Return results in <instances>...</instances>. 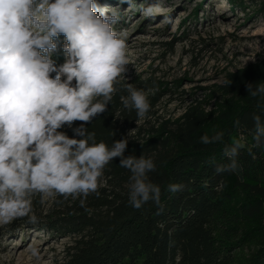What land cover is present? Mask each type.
Wrapping results in <instances>:
<instances>
[{"label": "trees", "instance_id": "obj_1", "mask_svg": "<svg viewBox=\"0 0 264 264\" xmlns=\"http://www.w3.org/2000/svg\"><path fill=\"white\" fill-rule=\"evenodd\" d=\"M225 1L246 9L244 0ZM253 1V14L264 22V0ZM53 58L62 63L64 54ZM128 83L148 96L144 119L123 108L120 97L127 95L123 86ZM258 83H264V56L224 70L220 82L199 88L200 98L189 96L178 116L164 118L158 115L160 105L184 94L179 84L169 87L136 76L121 80L107 111L85 127L109 147L127 139L125 157L143 154L154 161L156 170L148 179L161 188L160 206L152 201L139 210L129 205L131 173L114 158L100 179L99 196L89 195L83 207L80 198L56 197L42 214L32 203L36 226L69 240L54 264H264V147H253L252 139V117L258 114L264 121V100L247 91L248 84ZM61 131L74 135L67 126ZM217 131L224 132L222 141L200 143L202 135ZM235 139L245 144L237 157L240 169L217 174L215 167L229 162L224 150ZM172 183L185 187L171 193Z\"/></svg>", "mask_w": 264, "mask_h": 264}, {"label": "clouds", "instance_id": "obj_2", "mask_svg": "<svg viewBox=\"0 0 264 264\" xmlns=\"http://www.w3.org/2000/svg\"><path fill=\"white\" fill-rule=\"evenodd\" d=\"M125 4L136 6L133 0H118L115 7L99 0H0V226L24 217L38 222L32 208L37 195L41 200L80 198L83 207L89 195L99 196L100 179L114 158L131 173L129 205L137 210L149 201L160 206L161 188L148 179L156 170L154 161L143 154L125 157L127 139L109 147L85 127L107 111L125 78L127 46L114 30L122 18L117 8ZM143 11L152 15L153 10ZM58 51L64 54L62 63L53 58ZM123 87V108L144 119L150 111L146 92L131 83ZM247 91L264 100V83L248 84ZM252 119L253 147H264V121L258 114ZM65 126L72 137L60 131ZM223 137V131L205 134L200 143ZM243 148L240 139L233 140L224 150L229 162L215 172H237ZM184 187L172 183L167 190ZM29 252L41 260L38 247L30 245Z\"/></svg>", "mask_w": 264, "mask_h": 264}, {"label": "rangeland", "instance_id": "obj_3", "mask_svg": "<svg viewBox=\"0 0 264 264\" xmlns=\"http://www.w3.org/2000/svg\"><path fill=\"white\" fill-rule=\"evenodd\" d=\"M244 1L245 10L233 9L225 0H133V8L120 6L122 18L114 30L122 34L129 59L122 80L136 76L155 78L169 87L179 84L178 92L184 94L162 102L158 112L164 118L178 116L185 100L200 98L199 88L220 82L224 70L264 56L263 19L253 14V0ZM99 2L118 4V0ZM149 7L152 15L143 11ZM53 199L37 195L32 203L44 214ZM20 219L0 226V264H54L62 258L68 239L36 223L17 224ZM30 245L40 249V261L31 257Z\"/></svg>", "mask_w": 264, "mask_h": 264}, {"label": "bare ground", "instance_id": "obj_4", "mask_svg": "<svg viewBox=\"0 0 264 264\" xmlns=\"http://www.w3.org/2000/svg\"><path fill=\"white\" fill-rule=\"evenodd\" d=\"M158 11V10H157Z\"/></svg>", "mask_w": 264, "mask_h": 264}]
</instances>
